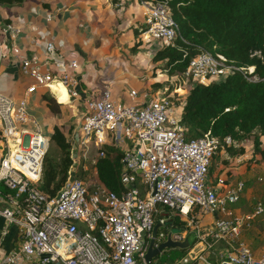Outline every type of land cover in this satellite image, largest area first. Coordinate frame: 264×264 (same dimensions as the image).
<instances>
[{"label":"built area","instance_id":"obj_1","mask_svg":"<svg viewBox=\"0 0 264 264\" xmlns=\"http://www.w3.org/2000/svg\"><path fill=\"white\" fill-rule=\"evenodd\" d=\"M115 1L118 6L124 0ZM137 3L142 15L140 40L173 45L176 23L166 1ZM62 7L43 9L41 19L52 21ZM27 29L25 46L15 41L24 30L9 24L0 41V68L12 55L29 83L17 96L0 89L1 237L8 225H14L19 237L13 249L0 246V264H264V252L255 255L239 239L242 227L263 211L262 205L237 215L229 205L238 200L242 181L208 178L212 156L230 143L229 137L220 140L205 134L186 139L178 121L182 101L175 104V93L130 89L129 101L124 102L115 99L108 87L82 90L75 53L52 40H45L40 52L28 49L35 44L36 27L30 23ZM252 70L253 66L233 65L221 54L201 51L188 61L182 75L190 84L209 83L233 71L255 79ZM57 83L77 112L64 132L71 160L67 177L49 197L37 184L51 129L42 127L30 104L37 88L51 91ZM108 143L122 152L120 196L96 177V159ZM174 213L185 222L181 231L166 225ZM203 215L210 220L201 229ZM156 222L159 226L152 237ZM187 231L194 241L183 255L145 262L150 238L156 246L167 237L182 240ZM219 244L222 248L217 251Z\"/></svg>","mask_w":264,"mask_h":264},{"label":"trees","instance_id":"obj_2","mask_svg":"<svg viewBox=\"0 0 264 264\" xmlns=\"http://www.w3.org/2000/svg\"><path fill=\"white\" fill-rule=\"evenodd\" d=\"M21 1L0 0V5L11 6ZM165 1L176 23V37L173 45L155 48L150 58L155 64L153 73L165 71L167 75L183 78L188 61L201 51H209L223 55L235 66H253L252 74L256 76L247 79L242 72L233 71L217 81L189 84L178 120L185 138L205 134L220 140L229 137L230 143L214 154L223 163L226 160L223 156L241 155L245 141L251 143L252 155L259 153L264 158V0ZM133 33L136 35V31ZM168 90L166 87L164 93ZM41 98L51 113L59 111V104L53 97L42 95ZM48 139L55 151L46 150L37 185L41 192L51 197L65 181L71 160L64 132L59 126L52 125ZM101 149L103 155L95 162L96 177L104 188L120 196L124 191L119 180L122 152L112 143L104 144ZM211 164L208 174L213 167ZM229 207L234 210L233 206ZM166 225L181 231L185 222L174 213ZM186 249L162 250L159 260L171 261L183 255Z\"/></svg>","mask_w":264,"mask_h":264},{"label":"rangeland","instance_id":"obj_3","mask_svg":"<svg viewBox=\"0 0 264 264\" xmlns=\"http://www.w3.org/2000/svg\"><path fill=\"white\" fill-rule=\"evenodd\" d=\"M55 1L59 0H22L19 4L0 6V25L4 23L11 26L25 25L24 20L29 18L28 20L30 21V19L35 16L37 7L42 8V6H40L42 3L51 7V3ZM69 1L75 10L72 9L70 13V10H68V14L64 18L67 29L62 33L59 32L58 38L62 41V49L64 51L75 53L78 62V70L81 68V62H86L91 65V73L92 71L98 72L101 81L98 80L100 81L97 83L98 86L93 87L95 91L101 89L103 86L101 84L103 81H106L107 84L104 83V85L106 84L112 88L113 84V89L117 90V93L127 91L129 88L140 92L143 90L142 87L144 85L140 88L135 84L130 85L125 81V77H128L129 69H134V71H150L148 74L149 87L147 86L150 92L155 91L157 87L160 91L164 92L165 88L168 87L169 90L165 94L175 93V95H172L176 99L174 100L175 104L180 105L190 84L189 81L184 77H177V75L174 74L167 75L165 71L160 72L156 70V74L153 73L152 68L155 64L151 62V57H149L148 54L152 55L159 44L140 40L137 31L136 35H134V28L132 27H136L137 29L140 27L136 12H131V15L128 16L129 13L127 18L123 13L124 8L129 6L133 7L135 4H138L137 0H124L118 5L119 10L115 9L117 6L115 0H100L101 4L97 2L99 7L96 11H92L89 8L91 0ZM69 1L66 0V5L69 4ZM19 12H21L22 15L27 14L29 16L27 18L26 16L22 17L18 15ZM132 18L135 20L134 23ZM85 23H87L89 27L86 31L85 29H81L84 27ZM4 39L5 36L0 27V41ZM118 70L123 72L124 79L116 82V79L113 80V78L110 79L108 77H113L119 72ZM28 84L29 83L25 79L24 86ZM155 84L158 86L155 87ZM176 85H179L177 86L178 90L174 89ZM42 95L54 98L47 88H37L35 96L30 104L32 115L39 120L45 130L49 131L52 125H57L65 132L74 121L77 110L71 107L69 102L61 104L54 98V101L59 104V111L51 113L44 106L41 98ZM47 149L50 152L55 151V147L50 142ZM242 149L243 151L238 157L223 156V158L226 159L224 163L221 162V160H217V156L215 157L216 154L212 156L210 163H212L211 165H213V167L208 174V178L210 181H213L222 177L225 179V182L232 183L242 181L243 188L237 203L230 204V206L238 209L239 212L235 211L237 215L251 213L258 204L262 205L263 211L253 216L248 225L242 227L239 234V239L248 244L251 251L259 252V248L264 250V158L261 157L259 153L252 155L253 148L249 141L243 142ZM217 155L220 157V153H217ZM200 225L199 227L201 229L207 226L202 223ZM183 239L193 241L194 237L192 232L187 231L186 234H182V240ZM189 247L190 245L187 247L186 251ZM221 248L222 245L219 244L216 249L218 251ZM161 254L162 250L154 259L159 260Z\"/></svg>","mask_w":264,"mask_h":264},{"label":"crops","instance_id":"obj_4","mask_svg":"<svg viewBox=\"0 0 264 264\" xmlns=\"http://www.w3.org/2000/svg\"><path fill=\"white\" fill-rule=\"evenodd\" d=\"M106 1H108V0H106ZM97 2L101 4L100 0H91L90 1V3H89L90 10H92V11L98 10L99 5H97ZM61 5L64 7L61 8L60 12L57 14V16H55L53 18L52 21L44 22L41 19L40 12L43 9L46 10V9H50V8L55 7V6H61ZM40 6H42V8L37 7V10H36L35 16H34L35 18L34 17L31 18L30 21L28 20L29 18L25 19L24 20L25 25L16 26V27H20V29L24 30V32H23V34H19V36L16 37L15 41L17 42L18 45L25 46V43H26V36L25 35H29V30L27 29L28 24L33 23L36 27V31L34 33H32L33 36L35 37V44H34V46H30L28 49L34 50L36 52H40L43 48V44H44L45 40H52L59 47H63L62 43H61L62 41L58 38V36H59L58 33L59 32L62 33L63 31H65L67 29V26L64 22V18H65V16H67L68 10H70L69 13L72 11V9L74 8L73 5H71L70 1H69V4L66 5V0H64V1L59 0V1H55V2L51 3V7H48V5H44L43 3ZM39 9H41V10H39ZM115 9L119 10V7L116 6ZM73 10H75V9H73ZM134 11L136 12L137 16L136 15L135 16L138 18L139 24H141V21H142L141 8L138 4H135L133 7L129 6L127 8H124L123 13L125 14V16L127 18V15L130 13L128 15V16H130L131 12H134ZM18 15H20L22 17L26 16V18L29 16L27 14L22 15L21 12H19ZM132 20L134 23L135 20L133 18H132ZM5 25H6L5 23L0 25L2 31L5 28ZM88 28L89 27H88L87 23H85L84 27L81 29H85V31H86ZM132 28H134L133 32L137 31L138 35H139V28L140 27L138 29L136 27H132ZM81 33H83V32H81ZM148 56L151 57V54H148ZM90 67H91V65L87 64L86 62L85 63L81 62V68H80L79 73H78L79 74V80H80V88H82V90H85L86 92L95 91L94 90L95 88H93V87L98 86L97 83H99L101 81V77H100V75L98 76V72L92 71V73H91ZM118 71L119 72L118 73L116 72L117 74H115L113 77H111V76H108V77L110 79L113 78V80L116 79V82L124 79L123 72H121L120 70H118ZM149 73H150V71H148V72L147 71H138V70L134 71V69L133 70L129 69L128 77H125L126 78L125 81L130 85L135 84L139 88L144 85L142 87L143 90H141L140 92H138V90H137L138 93H142L143 91L149 90L148 89V87H149L148 86V81H149L148 74ZM108 77H105V78H108ZM24 80L25 79L20 75V73L18 72V70L15 67L14 59H13L12 55L9 54L7 59H5L3 61V64L1 65V68H0V89L3 90L7 94L17 96L18 94H20V92L22 91V89L24 87ZM98 80H100V81H98ZM104 83H106V81H103V83L101 84V85H103L101 87V89L108 87L110 89V91L112 90L111 95L115 99H119V100L124 101V102L129 101V98L127 97V91L128 90L123 91L122 93H117V90L113 89L114 88L113 84H112V88H111L108 85H106L107 83L105 85H104ZM51 89L52 90L49 92L54 96V98L56 99V101L58 103L65 104L66 102H68L67 94H66L64 88H62L59 84H52ZM130 89L131 88H129V90ZM113 90H114V92H113ZM137 100L140 101V98H138ZM262 145H263L262 148H264V143ZM234 211L239 212L236 207L234 208ZM209 220H210V218L208 215H203L201 218V222L203 224H206ZM0 240H1L0 246L6 251L15 248L19 244V237L17 234V229L14 227V225H8L4 228L3 233H2V237ZM247 246H248V244H247ZM250 246H251V244H250ZM262 252H264V250H261L259 248V252H253V253L255 255H259Z\"/></svg>","mask_w":264,"mask_h":264},{"label":"water","instance_id":"obj_5","mask_svg":"<svg viewBox=\"0 0 264 264\" xmlns=\"http://www.w3.org/2000/svg\"><path fill=\"white\" fill-rule=\"evenodd\" d=\"M159 226V223L156 222L152 229H151V236L154 237L157 228ZM3 227V218L0 216V239H1V229ZM191 241H188V239H183V240H173L170 239V237H167L164 241L160 242L156 246H153V239L150 238L145 255H144V260L146 263H149V261L153 258H155L158 253L167 248H186L189 246ZM31 264H38V263H31Z\"/></svg>","mask_w":264,"mask_h":264},{"label":"bare ground","instance_id":"obj_6","mask_svg":"<svg viewBox=\"0 0 264 264\" xmlns=\"http://www.w3.org/2000/svg\"><path fill=\"white\" fill-rule=\"evenodd\" d=\"M57 84H59V83H57ZM60 85V84H59ZM61 87H62V85H60ZM63 88V87H62ZM65 256H68V254H65Z\"/></svg>","mask_w":264,"mask_h":264}]
</instances>
